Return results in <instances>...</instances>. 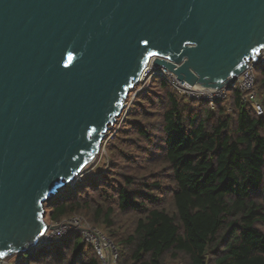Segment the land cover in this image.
I'll return each mask as SVG.
<instances>
[{"label": "water", "instance_id": "95a60500", "mask_svg": "<svg viewBox=\"0 0 264 264\" xmlns=\"http://www.w3.org/2000/svg\"><path fill=\"white\" fill-rule=\"evenodd\" d=\"M263 51L264 0H0V264L50 227L150 61L216 89Z\"/></svg>", "mask_w": 264, "mask_h": 264}, {"label": "trees", "instance_id": "16d2710c", "mask_svg": "<svg viewBox=\"0 0 264 264\" xmlns=\"http://www.w3.org/2000/svg\"><path fill=\"white\" fill-rule=\"evenodd\" d=\"M255 89L264 109V65ZM239 98L232 88L211 109L154 78L106 134L98 179L58 192L45 218L83 216L117 264H264V115ZM14 262L101 264L78 234Z\"/></svg>", "mask_w": 264, "mask_h": 264}, {"label": "built area", "instance_id": "2783aa9c", "mask_svg": "<svg viewBox=\"0 0 264 264\" xmlns=\"http://www.w3.org/2000/svg\"><path fill=\"white\" fill-rule=\"evenodd\" d=\"M260 65H264V51L261 53L259 59L256 62L251 61L247 69L234 81L229 82L222 88L210 89L197 85H189L185 81L177 79V76L165 67L155 66L153 62L150 61L133 89L142 85L140 90H136L137 92L135 91L136 96L138 93L148 88L154 78H161L178 95L186 99L206 102L212 109L216 103L227 99V95L232 88H237L240 95L239 106L245 110H252L258 116H263L264 109L255 89V68ZM83 177L84 174L81 173L72 181L73 183H70L72 185L69 187L74 188L76 183H82ZM49 224L50 227L44 231V235H41V238L30 249L28 255L36 254L44 248L65 242L70 235L78 234L82 241L93 246L101 264H117L119 254L115 244L103 232L91 226L83 216L73 215L60 222ZM14 264H17V262Z\"/></svg>", "mask_w": 264, "mask_h": 264}, {"label": "rangeland", "instance_id": "374dc122", "mask_svg": "<svg viewBox=\"0 0 264 264\" xmlns=\"http://www.w3.org/2000/svg\"><path fill=\"white\" fill-rule=\"evenodd\" d=\"M142 86V85H141ZM140 85L139 86H137L136 88H135V91L137 90H140V87H141ZM147 89V88H146ZM134 91V93L133 94H131V96H130V93H129V96H128V98H127V100H126V106H125V109H124V112H123V115L118 119V121L120 120V121H122V119L124 118V116H125V114L127 113V111H128V109H129V107H130V105H131V103H132V101H133V99H134V97H135V93L137 92H135ZM117 121V122H118ZM117 122L115 123V124H117ZM115 126V125H114ZM114 126H112L111 127V129L110 130H112L113 128H114ZM107 141H108V139H106L105 140V138H104V140H103V143H102V145H101V149H100V152L98 153V155H97V157L94 159V161H93V163L92 164H90V165H88L86 168H85V170L82 172V174H84V175H86L87 173H89V172H91V176H92V178L93 179H98V177H97V175H98V173L99 172H101L103 169H104V166H105V164L107 165L108 164V156H107V152H106V143H107ZM101 161H103V162H101ZM99 162H101V163H99ZM99 163V167L95 170V171H92L95 167H96V165ZM73 183V182H72ZM77 184V183H76ZM75 184V185H76ZM72 184H69L68 185V187L69 186H71ZM74 185V186H75ZM67 187V188H68ZM44 209H45V206H44ZM45 215H46V209H45ZM45 220H46V222H48V223H53V222H51V220L49 219V218H45ZM25 257H26V254H19V255H16V256H14V257H12V258H9V259H5V260H3L2 261V264H14L15 262L14 261H23L24 259H25Z\"/></svg>", "mask_w": 264, "mask_h": 264}, {"label": "snow or ice", "instance_id": "6c2138e0", "mask_svg": "<svg viewBox=\"0 0 264 264\" xmlns=\"http://www.w3.org/2000/svg\"><path fill=\"white\" fill-rule=\"evenodd\" d=\"M144 43H145V45H147L148 41L145 40ZM149 55H153V56H155V55H158V54H157V53H149ZM68 59L71 60L72 57L70 56ZM40 235H44V233L41 232Z\"/></svg>", "mask_w": 264, "mask_h": 264}, {"label": "bare ground", "instance_id": "6f19581e", "mask_svg": "<svg viewBox=\"0 0 264 264\" xmlns=\"http://www.w3.org/2000/svg\"><path fill=\"white\" fill-rule=\"evenodd\" d=\"M67 195V194H66ZM78 237V236H77ZM207 257V256H206Z\"/></svg>", "mask_w": 264, "mask_h": 264}]
</instances>
